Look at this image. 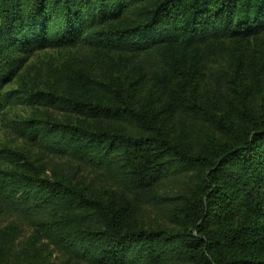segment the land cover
<instances>
[{
    "label": "trees",
    "instance_id": "trees-1",
    "mask_svg": "<svg viewBox=\"0 0 264 264\" xmlns=\"http://www.w3.org/2000/svg\"><path fill=\"white\" fill-rule=\"evenodd\" d=\"M263 35L264 0H0V119L32 108L15 133L67 159L0 147V218L78 263L264 264V47L236 46ZM78 44L107 56L95 74L27 70ZM209 71L214 111L193 88Z\"/></svg>",
    "mask_w": 264,
    "mask_h": 264
},
{
    "label": "rangeland",
    "instance_id": "rangeland-1",
    "mask_svg": "<svg viewBox=\"0 0 264 264\" xmlns=\"http://www.w3.org/2000/svg\"><path fill=\"white\" fill-rule=\"evenodd\" d=\"M260 42L262 47H264V35L260 41L259 38L238 40L236 45L237 50H239V53H245L251 48H259ZM106 58V55H102V53L96 52L84 44H78L77 46L66 48H46L43 50H38L30 57L29 62L27 63V70L31 69L32 74H34V69L42 70L45 76L39 80V85L41 86L51 79L50 74L52 72H73L81 70L92 75L93 72L98 71L97 64ZM130 67L131 66H129V70H131ZM211 74L212 72L209 71L208 74L200 75L193 84V88L199 89L200 95L203 98L200 102L210 111H214L215 109L221 108L215 105L213 101V94H215V90L213 89L214 84L211 81ZM19 81L20 79H16L10 87L13 89L16 88ZM148 91V89H143L139 92V97H141V100L145 99ZM228 111L229 107H224L222 108V111L218 113V115L222 116ZM34 113L35 112L32 108L23 105H14L7 108L0 119V147L24 150L31 156L32 159L41 157L42 154L39 153L40 151L36 145L21 138L13 130L15 125L14 122L16 120L29 119L33 117ZM49 113L55 112L49 111ZM178 126L184 130L193 128L194 135L200 132H210L208 129L189 123H179ZM218 138L222 140V138ZM42 157L43 159H52L53 165L55 162L66 164L67 160L66 158L62 159L58 157H52L50 155H44ZM89 174V169L79 164V179L88 181L90 179L88 177ZM173 183H168L166 189L177 190V188H174L175 183ZM178 188L180 191L181 186L179 185ZM160 216H163L160 210L157 211L155 209L143 206L140 209H137L136 220L139 224L148 227H156L167 223L165 220H168V218L164 217L165 220H162ZM7 229L10 230L12 235L5 239L1 234ZM32 233V227L27 222L21 220V218H16L11 215L1 217L0 264H85L82 262L78 263L67 257L65 254L59 252L46 239H34Z\"/></svg>",
    "mask_w": 264,
    "mask_h": 264
}]
</instances>
